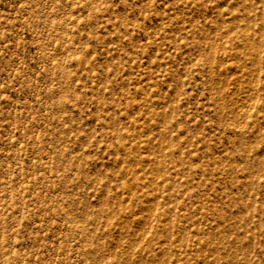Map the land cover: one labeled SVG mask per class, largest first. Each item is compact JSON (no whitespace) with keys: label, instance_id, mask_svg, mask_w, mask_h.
I'll list each match as a JSON object with an SVG mask.
<instances>
[{"label":"rangeland","instance_id":"obj_1","mask_svg":"<svg viewBox=\"0 0 264 264\" xmlns=\"http://www.w3.org/2000/svg\"><path fill=\"white\" fill-rule=\"evenodd\" d=\"M0 264H264V0H0Z\"/></svg>","mask_w":264,"mask_h":264}]
</instances>
